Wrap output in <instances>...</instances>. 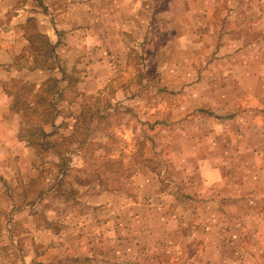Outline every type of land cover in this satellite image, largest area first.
<instances>
[{"label": "rangeland", "instance_id": "obj_1", "mask_svg": "<svg viewBox=\"0 0 264 264\" xmlns=\"http://www.w3.org/2000/svg\"><path fill=\"white\" fill-rule=\"evenodd\" d=\"M262 168L264 0H0V264H253Z\"/></svg>", "mask_w": 264, "mask_h": 264}, {"label": "crops", "instance_id": "obj_2", "mask_svg": "<svg viewBox=\"0 0 264 264\" xmlns=\"http://www.w3.org/2000/svg\"><path fill=\"white\" fill-rule=\"evenodd\" d=\"M251 177L252 176H249L245 179V182L241 188H245L246 184H250L252 182ZM254 182L256 184V192L262 191L255 196L253 201H250L252 203V207L257 213H251L246 216L244 215L243 218H240L239 220L240 224L247 227V232H250V236H254L255 239L259 240L260 242H264V168L260 169L254 175ZM254 254L255 262L253 264H258L257 262L264 260V247H261L259 242H256Z\"/></svg>", "mask_w": 264, "mask_h": 264}, {"label": "trees", "instance_id": "obj_3", "mask_svg": "<svg viewBox=\"0 0 264 264\" xmlns=\"http://www.w3.org/2000/svg\"><path fill=\"white\" fill-rule=\"evenodd\" d=\"M45 44H47V46L51 45V47H49L50 49L53 48L52 44H50L49 42H45ZM45 54L46 56H48L49 59L44 61L43 63H46V65L48 66L47 69H54L56 66L54 62H52L53 61L51 58L52 55H50L51 52H49V50L47 49L46 51H44L42 56H44ZM39 60L40 59H38L37 63L39 62ZM39 69H44V68L43 66H39ZM46 82L48 84L46 83L44 89L40 90V93L34 95L38 96V102L47 105L44 111L46 112V115L49 117L45 118V120L50 121L51 125H53V121L50 118V114H52V108L50 107L53 106V102H56L55 97L62 93L63 88L61 89L60 84L57 83V79L48 78Z\"/></svg>", "mask_w": 264, "mask_h": 264}]
</instances>
